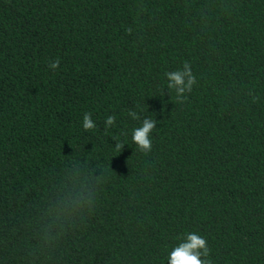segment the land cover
<instances>
[{
  "label": "trees",
  "instance_id": "16d2710c",
  "mask_svg": "<svg viewBox=\"0 0 264 264\" xmlns=\"http://www.w3.org/2000/svg\"><path fill=\"white\" fill-rule=\"evenodd\" d=\"M188 233L264 264V0H0V264H168Z\"/></svg>",
  "mask_w": 264,
  "mask_h": 264
},
{
  "label": "clouds",
  "instance_id": "9594fccd",
  "mask_svg": "<svg viewBox=\"0 0 264 264\" xmlns=\"http://www.w3.org/2000/svg\"><path fill=\"white\" fill-rule=\"evenodd\" d=\"M129 33L131 29H128ZM60 60L49 63L48 67L56 70L59 67ZM167 78V88L175 90L178 101H182L185 93L192 91L193 86L197 83L196 77L193 74L189 63L185 62L182 69H177L172 72L165 73ZM128 115L133 120H140V116L135 111H129ZM116 121L114 115L108 116L105 121V126H113ZM157 126V121L152 115L143 118L141 126L132 130L131 141L136 146L137 150L142 153H149L152 150L151 133ZM82 127L85 131L93 130L96 128L95 122L91 118V113H85L83 116ZM124 147L123 142L117 141L115 150L120 152ZM210 249L207 240L197 234L188 233L183 239V242L175 246L168 255V264H212L208 259Z\"/></svg>",
  "mask_w": 264,
  "mask_h": 264
}]
</instances>
